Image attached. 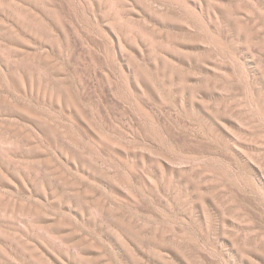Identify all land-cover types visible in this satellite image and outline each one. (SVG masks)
Segmentation results:
<instances>
[{
  "label": "rangeland",
  "instance_id": "obj_1",
  "mask_svg": "<svg viewBox=\"0 0 264 264\" xmlns=\"http://www.w3.org/2000/svg\"><path fill=\"white\" fill-rule=\"evenodd\" d=\"M0 264H264V0H0Z\"/></svg>",
  "mask_w": 264,
  "mask_h": 264
}]
</instances>
